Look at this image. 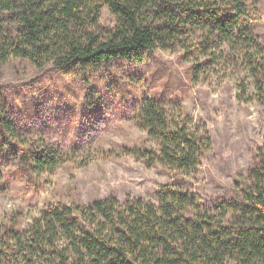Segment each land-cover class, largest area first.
<instances>
[{"label": "trees", "instance_id": "trees-1", "mask_svg": "<svg viewBox=\"0 0 264 264\" xmlns=\"http://www.w3.org/2000/svg\"><path fill=\"white\" fill-rule=\"evenodd\" d=\"M262 2L0 0V66L29 59L39 68L50 64L68 74L87 76L103 68L110 75L115 60L139 63L154 48L181 49L188 58L213 57L212 49H223L254 79L253 93L242 83L237 98L264 105V41L253 28L264 21ZM104 7L115 18L110 28L100 23ZM96 91L88 84L89 95ZM112 99L121 105L128 100L121 90ZM131 99L122 117L155 145L108 148L104 157L125 153L159 164L173 182L161 186L153 199L109 195L90 203H50L25 226L20 214L1 217L0 264H264V144L253 165L235 176L232 194L205 203L180 184L196 174L211 149L205 126L187 112L174 113L150 93L135 91ZM5 107L0 100V142L13 150L19 168L53 172L70 159L63 147L24 136ZM89 109L84 117L100 111ZM100 123L81 122L80 129L85 133Z\"/></svg>", "mask_w": 264, "mask_h": 264}, {"label": "rangeland", "instance_id": "rangeland-1", "mask_svg": "<svg viewBox=\"0 0 264 264\" xmlns=\"http://www.w3.org/2000/svg\"><path fill=\"white\" fill-rule=\"evenodd\" d=\"M259 12L264 13V0ZM114 22L109 9L102 8L101 25L110 28ZM253 28L264 41V21ZM212 50L213 57L200 53L188 58L181 49L154 48L139 63L121 65L115 60L110 75L103 68L89 70L87 76L68 74L50 64L39 68L29 59H11L0 66V100L17 129L63 147L70 156L53 172L29 173L0 142V218L20 214L25 226L50 203H90L109 195L153 199L161 186L171 184L172 176L159 164L148 165L125 153L104 157L108 148L155 145L130 118L122 117L135 91L158 97L174 113L187 112L211 137V149L196 174L180 184L208 204L230 196L235 176L253 165L258 146L264 144V105L237 98L242 83L253 93L254 79L246 65L235 64L225 50ZM90 83L96 86L95 94H88ZM115 90L124 92L127 103L112 99ZM98 99L99 105H90ZM89 107L100 111L84 117ZM81 122L101 123L83 133Z\"/></svg>", "mask_w": 264, "mask_h": 264}]
</instances>
